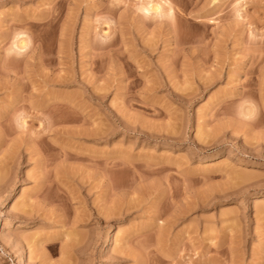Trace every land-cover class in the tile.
<instances>
[{
    "label": "rangeland",
    "instance_id": "374dc122",
    "mask_svg": "<svg viewBox=\"0 0 264 264\" xmlns=\"http://www.w3.org/2000/svg\"><path fill=\"white\" fill-rule=\"evenodd\" d=\"M0 264H264V0H0Z\"/></svg>",
    "mask_w": 264,
    "mask_h": 264
},
{
    "label": "bare ground",
    "instance_id": "6f19581e",
    "mask_svg": "<svg viewBox=\"0 0 264 264\" xmlns=\"http://www.w3.org/2000/svg\"><path fill=\"white\" fill-rule=\"evenodd\" d=\"M145 10H146V11L153 10V11H155L156 13H157V12L160 13V12H161V4L155 2L154 4H150V5L146 6V7H145ZM23 42H24L23 39L19 40V41L17 42V46L20 47V48L23 47V46H24V45H23V44H24ZM12 198H13V195H11V194H8V195H7V199H12ZM97 220H98V222H100L101 219L97 218Z\"/></svg>",
    "mask_w": 264,
    "mask_h": 264
}]
</instances>
